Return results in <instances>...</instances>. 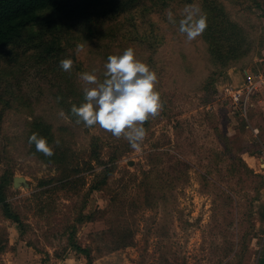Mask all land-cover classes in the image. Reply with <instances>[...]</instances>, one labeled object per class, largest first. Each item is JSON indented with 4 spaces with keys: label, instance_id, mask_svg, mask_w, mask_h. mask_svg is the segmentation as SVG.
Masks as SVG:
<instances>
[{
    "label": "rangeland",
    "instance_id": "rangeland-1",
    "mask_svg": "<svg viewBox=\"0 0 264 264\" xmlns=\"http://www.w3.org/2000/svg\"><path fill=\"white\" fill-rule=\"evenodd\" d=\"M187 1L118 0V10L93 20L95 34L89 39L81 32L83 26L65 24L45 12L18 44L0 50V97L12 99L13 104H29L25 111L9 112L4 122L3 130L13 139L8 164L14 176H23L30 184L29 188H12L8 199L27 224L24 231L0 212L5 248L0 264H89L83 253L69 245L65 231L81 200L86 203L83 213L96 216L76 224V241L82 248L90 247L93 264H257L263 243L254 221L260 201L264 202V57L260 46L264 5L253 10L249 22L239 10L240 0H217L250 34L254 47L241 62L218 72L205 57L202 39L188 41L179 32ZM194 1L190 5L202 11L199 0ZM110 6L114 4L106 8ZM169 10L176 24L169 22ZM81 44L83 51L77 52ZM128 47L155 71L156 90L163 102L162 111L144 123L147 134L138 148L99 126L77 124L54 97L55 88L64 87L63 79L69 74L80 93L85 85L78 73L95 70L102 81L107 57L122 54ZM65 58L73 60L71 72L59 66ZM229 75L235 77L234 85ZM69 98L74 100L72 95ZM61 110L64 117L59 115ZM32 116L52 124L56 137L80 161L88 159L92 137L98 141L105 164L94 161L91 169L81 172L84 187L79 194L60 190L27 200L35 192H44L40 180L56 175L55 167L27 151L22 136ZM156 150L167 155L150 172L152 163L146 156ZM116 151L119 158L111 162ZM5 166L4 161L0 163V172ZM110 166L114 170L105 188L85 198L96 175ZM167 178L173 181L169 184ZM146 183L153 199L129 217L133 244L112 251L101 242L99 253L95 238L110 230L112 197L125 194L140 200ZM41 200L50 208L42 207L39 213L36 206ZM104 211L107 214L102 215Z\"/></svg>",
    "mask_w": 264,
    "mask_h": 264
},
{
    "label": "trees",
    "instance_id": "trees-1",
    "mask_svg": "<svg viewBox=\"0 0 264 264\" xmlns=\"http://www.w3.org/2000/svg\"><path fill=\"white\" fill-rule=\"evenodd\" d=\"M116 1L118 0H0V50L18 44L30 28L40 23L42 14L45 12H51L56 15L65 24L74 23L83 26L84 31L81 32L89 39L95 34L91 25L93 20L98 17H104L111 11L118 10L115 5ZM131 1L135 2L137 0ZM111 2L114 4V7L111 8L110 6L106 8ZM192 2L195 1L188 0L187 5H190ZM198 3L202 8L201 13L207 17V28L199 37L205 45V57L210 59L215 70L221 72L245 59L251 50H254L250 34L247 33L246 29L239 21L234 20L222 3L217 0H199ZM263 5L264 0H240L239 10L244 12L247 20L251 22L249 16L253 15V10ZM211 75H213V72H211ZM71 76L69 74V77ZM69 77L63 79V81L65 80L64 87L55 88L57 92L54 93V97L59 106L66 111L67 115L76 121V117L70 111L71 105L76 104L79 106L82 103L80 101H84V95L82 91L81 93L78 92V89ZM70 95H72L74 100L70 101ZM76 98L79 100H76ZM28 106L29 104H13L12 99L8 100L0 97V163L3 161L6 163L5 168L0 172V212L4 219L15 223L21 231H24L27 224L24 223L18 207L8 200L13 188L14 177V168L8 164L10 159L8 149L13 139L6 134L3 126L9 112L25 111ZM32 133H38L40 137L47 138L49 146L53 147V156H45L36 150L34 143H29V137ZM22 138L26 143L29 155L56 169V175L52 176L50 180L39 181L38 185L44 188V192H35L27 200L36 199L40 194L45 192L60 190H66V193L74 190V195L79 194L84 187V177L80 175L81 172L91 169L92 162L94 161L98 165L105 164L100 158V146L95 138L92 137L91 139L90 150L87 155L88 159L80 161V158L76 156L72 148L62 138L58 139L56 137L53 125L41 117L32 116L31 120H27L26 130H24ZM56 140L59 141L58 146L54 143ZM119 149L121 152L123 151V149ZM130 149L132 148L130 147ZM119 155V152H114L110 157L111 162H115L119 158ZM163 155H167V153L156 150L146 156L152 163L150 172L156 169L155 165L162 161ZM113 170L114 166L105 167L101 170L96 175V180L89 187L84 197H88L92 191L104 189ZM146 178L150 177L147 176ZM172 181L167 178V183L170 184ZM49 184L53 185L46 187ZM162 188L165 189L163 184ZM151 190V186L148 183L144 186L142 185V190L140 191L141 201L139 197L133 196L128 198L125 194H115L112 197L110 209L112 219H109L111 223L110 230L97 234V238H95L99 253L101 242H105L104 249L112 251L133 244V231L129 227V217L133 216V211L140 210L139 208L142 207V204L148 206L151 204V200L153 199ZM85 204V200H81L79 211L74 216L72 222L68 224L65 231L67 232L69 245L76 251L83 253L89 264H93L90 247L82 248L76 241V224L91 221L96 216L95 213L90 215L83 213ZM38 205L40 208L36 206V212L39 213L42 212V207L50 208L48 203L43 200ZM101 214L105 215L107 213L104 211ZM109 239L110 244L107 243ZM2 242L3 238L0 237V255L5 249Z\"/></svg>",
    "mask_w": 264,
    "mask_h": 264
},
{
    "label": "clouds",
    "instance_id": "clouds-1",
    "mask_svg": "<svg viewBox=\"0 0 264 264\" xmlns=\"http://www.w3.org/2000/svg\"><path fill=\"white\" fill-rule=\"evenodd\" d=\"M179 21V32L188 41L200 36L207 28V17L202 14L198 5L186 6ZM168 20L176 24L171 10ZM84 46L77 45L76 51H83ZM60 68L71 72L73 60L65 58L59 61ZM104 79H98L93 72L78 73L84 83V101L77 106L71 105V114L76 123L85 127L99 126L116 138H125L134 148H138L147 132L144 123L150 117L157 116L163 109L161 94L156 90L158 77L155 71L136 57L135 49L128 47L122 54L109 55L104 65ZM65 116L63 110L59 113ZM29 143L35 144L38 152L47 157L54 155L53 147L47 138L32 133ZM57 146L59 141L54 142Z\"/></svg>",
    "mask_w": 264,
    "mask_h": 264
},
{
    "label": "crops",
    "instance_id": "crops-1",
    "mask_svg": "<svg viewBox=\"0 0 264 264\" xmlns=\"http://www.w3.org/2000/svg\"><path fill=\"white\" fill-rule=\"evenodd\" d=\"M261 29L264 32V18L261 21ZM260 46L262 48L261 54L264 57V42H262ZM244 75L248 76V71H244ZM229 76L231 79V84L234 85L235 77H232V75ZM256 214H257V218L254 221V230L256 231V233H259L258 235L262 237V241H263L261 250L259 252L257 264H264V202L260 201V207Z\"/></svg>",
    "mask_w": 264,
    "mask_h": 264
},
{
    "label": "water",
    "instance_id": "water-1",
    "mask_svg": "<svg viewBox=\"0 0 264 264\" xmlns=\"http://www.w3.org/2000/svg\"><path fill=\"white\" fill-rule=\"evenodd\" d=\"M20 186H23L24 188H29L30 184L23 176H14L13 177V188L18 189Z\"/></svg>",
    "mask_w": 264,
    "mask_h": 264
},
{
    "label": "built area",
    "instance_id": "built-area-1",
    "mask_svg": "<svg viewBox=\"0 0 264 264\" xmlns=\"http://www.w3.org/2000/svg\"><path fill=\"white\" fill-rule=\"evenodd\" d=\"M259 81H261V79L259 78ZM255 86V84H253V87ZM253 87L251 86V88H249L250 90L253 89ZM245 105V104H244Z\"/></svg>",
    "mask_w": 264,
    "mask_h": 264
}]
</instances>
